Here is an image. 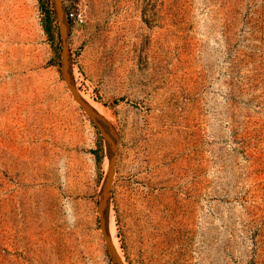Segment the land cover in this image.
<instances>
[{"label":"rangeland","instance_id":"rangeland-1","mask_svg":"<svg viewBox=\"0 0 264 264\" xmlns=\"http://www.w3.org/2000/svg\"><path fill=\"white\" fill-rule=\"evenodd\" d=\"M103 231L264 264V0H0V264H114Z\"/></svg>","mask_w":264,"mask_h":264},{"label":"water","instance_id":"water-1","mask_svg":"<svg viewBox=\"0 0 264 264\" xmlns=\"http://www.w3.org/2000/svg\"><path fill=\"white\" fill-rule=\"evenodd\" d=\"M59 14V13H58ZM59 16L60 19V26H61V31H62V38H63V60H62V73L67 81L71 92L73 93V96L75 99L79 102V104L83 107V109L87 112V114L90 116V118L99 126L102 128L104 121L97 115V113L90 108L84 101H82L77 94L75 93L71 81L69 79L68 75V53H67V48H66V39H67V31L65 29V25L62 22L61 16ZM107 141L110 143V141L107 139ZM114 146L112 145V154L110 156V163H109V169L108 173L106 176V179L103 184L102 188V195H101V203H100V217H101V222L102 219L105 217L108 207H109V199H110V183H111V175H112V167H113V159H114ZM103 224V223H102ZM105 239L107 240V248L110 254V257L113 261L114 264H122L118 256L116 255L115 251L113 250L112 246L110 245V242L108 240L107 234L105 231H103Z\"/></svg>","mask_w":264,"mask_h":264},{"label":"bare ground","instance_id":"bare-ground-1","mask_svg":"<svg viewBox=\"0 0 264 264\" xmlns=\"http://www.w3.org/2000/svg\"><path fill=\"white\" fill-rule=\"evenodd\" d=\"M88 105H89V104H88ZM89 106H90V105H89ZM93 107H94V110H95L98 114H100V115H102V114L106 115V114H107L104 110L100 109L98 106H93ZM93 107H92V108H93ZM95 108H96L97 110H96ZM99 111H100L102 114H101ZM100 115H99V116H100ZM109 214H110V213H109ZM110 218H111V217H110ZM109 221H110V220H109ZM109 224L111 225V223H109ZM110 232H111V229H110ZM112 236H113V235H112Z\"/></svg>","mask_w":264,"mask_h":264},{"label":"built area","instance_id":"built-area-1","mask_svg":"<svg viewBox=\"0 0 264 264\" xmlns=\"http://www.w3.org/2000/svg\"><path fill=\"white\" fill-rule=\"evenodd\" d=\"M71 15V14H70Z\"/></svg>","mask_w":264,"mask_h":264}]
</instances>
